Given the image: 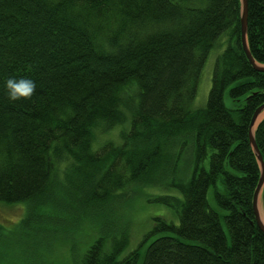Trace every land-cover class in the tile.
I'll list each match as a JSON object with an SVG mask.
<instances>
[{"label":"trees","instance_id":"obj_1","mask_svg":"<svg viewBox=\"0 0 264 264\" xmlns=\"http://www.w3.org/2000/svg\"><path fill=\"white\" fill-rule=\"evenodd\" d=\"M241 20L242 0H0V202L25 205L21 232L50 247L91 220L99 235L81 264H139L143 243L141 264H264L249 137L264 72ZM247 25L264 65V0H248ZM218 46L208 102L195 107ZM13 75L36 81L30 99L8 100ZM255 136L264 157V118ZM146 187L180 191L148 198L178 222L155 217L119 260L131 234L127 221L109 232V208Z\"/></svg>","mask_w":264,"mask_h":264},{"label":"rangeland","instance_id":"obj_2","mask_svg":"<svg viewBox=\"0 0 264 264\" xmlns=\"http://www.w3.org/2000/svg\"><path fill=\"white\" fill-rule=\"evenodd\" d=\"M223 47L218 46L212 49L204 66L199 79L198 92L194 101L195 107H204L209 98L212 87V78L215 63ZM230 96L226 95V103L231 106ZM117 134H115V139ZM105 136L99 137L103 140ZM113 138V136L111 137ZM97 142L95 146H98ZM220 185V182H219ZM170 193L182 197L176 188L170 190L156 187H146L142 189V194L136 195L124 206L112 204L107 214V227L110 233L120 234V231L127 221L131 239L128 246L119 255V260H123L129 252L141 247L144 242L145 234L154 227V218L164 216L170 221L178 222L175 210L162 203L151 202L148 198L153 195ZM214 189L210 188L208 198L212 208L218 210L221 215L226 213L216 202ZM25 205L23 204H4L0 202V264H81L83 255L91 246V243L98 237L97 227H93L91 220L83 222L80 227L69 224L68 230L62 232L61 238L50 247L47 245L49 240L43 237H31L23 234L18 228L24 219ZM127 218L129 220H127ZM222 224L228 232L225 219L222 217ZM73 229H76L73 230ZM109 248L111 243L106 242ZM141 247L142 259L147 248V244ZM142 259L139 264H141Z\"/></svg>","mask_w":264,"mask_h":264},{"label":"water","instance_id":"obj_3","mask_svg":"<svg viewBox=\"0 0 264 264\" xmlns=\"http://www.w3.org/2000/svg\"><path fill=\"white\" fill-rule=\"evenodd\" d=\"M248 0H242V20H241V29H242V45L244 52L246 53L248 59L250 62L253 64L254 68L258 71H263L264 72V65L258 63L250 50V47L248 46ZM264 113V103L259 106V108L256 109L253 118L251 119V125H250V143L251 146L258 158V161L260 163L261 167V177L259 184L255 190L254 194V201H253V206H254V211H255V217L257 224L259 227L264 231V223L262 222L261 218V211H260V196L262 195L263 192V187H264V157L262 152L260 151L259 145L256 141V136H255V129L257 125L259 124V119L261 115Z\"/></svg>","mask_w":264,"mask_h":264},{"label":"clouds","instance_id":"obj_4","mask_svg":"<svg viewBox=\"0 0 264 264\" xmlns=\"http://www.w3.org/2000/svg\"><path fill=\"white\" fill-rule=\"evenodd\" d=\"M7 98L10 102L30 99L37 89L34 79L26 76H10L4 83Z\"/></svg>","mask_w":264,"mask_h":264},{"label":"bare ground","instance_id":"obj_5","mask_svg":"<svg viewBox=\"0 0 264 264\" xmlns=\"http://www.w3.org/2000/svg\"><path fill=\"white\" fill-rule=\"evenodd\" d=\"M263 117H264V113L261 115L259 120H261ZM260 211H261L260 215H261V218H262V222L264 223V206H263V202H262L261 196H260Z\"/></svg>","mask_w":264,"mask_h":264}]
</instances>
